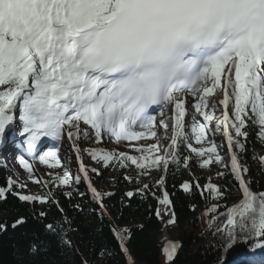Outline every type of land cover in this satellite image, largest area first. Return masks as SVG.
<instances>
[{
    "label": "snow or ice",
    "instance_id": "obj_1",
    "mask_svg": "<svg viewBox=\"0 0 264 264\" xmlns=\"http://www.w3.org/2000/svg\"><path fill=\"white\" fill-rule=\"evenodd\" d=\"M186 92L197 98L190 132L184 123ZM217 92L222 99L210 103L208 98ZM166 105L174 106L169 144L157 139L156 143L130 145L138 155L96 148L90 150L91 157L105 167L135 165L137 176H125L130 182L150 176L152 170L166 174L170 165L188 167L191 157L182 154L184 148L203 158L201 167L224 163L238 180L242 199L228 208L224 224L216 229L221 248L226 250L238 239L252 242L253 249L264 248V191L252 190L244 175L249 169L241 162L249 128H257L264 142V0H0V141L17 119L30 150L42 136L59 141L65 133L69 140L82 133L85 139L91 134L98 142L105 135L117 143L141 141L157 136L153 113ZM218 106H222L219 116L215 115ZM81 122L90 126L91 133L81 129ZM159 124L167 134L169 124L163 119ZM217 132L226 137L229 163L218 151ZM193 139L201 146L194 147ZM73 147L82 175L70 170L57 174L53 186L70 187L85 180L92 199L104 210L105 193L89 178L80 148ZM39 158L44 163L49 158L60 163L56 149ZM19 159L32 173L29 160L23 155ZM259 160L264 163V154ZM91 171L100 175L96 168ZM30 178L36 184H48ZM17 183L9 178L7 187H0V199H6ZM156 186L163 189V175ZM194 186L201 189V195L207 189L213 199L224 198L220 186L211 182L203 188L198 182L181 185L185 192ZM137 191L156 196L147 183ZM13 194L41 206L59 204L51 189L42 194ZM65 194L72 196V192ZM135 194L128 191L125 195ZM156 198L161 205L172 204L167 190ZM218 208L219 204H213L209 211ZM38 216L47 220L48 213L42 210ZM156 216L162 217L160 209ZM25 222L21 216L11 226ZM175 222L173 211L168 223ZM74 224L62 217L59 222L45 223L44 228L75 252L71 239L61 235ZM6 227L0 224V231ZM128 232L113 230L125 253L123 241ZM40 246L37 238L32 251ZM178 247L172 243L164 249L168 261ZM80 264L89 261L80 259Z\"/></svg>",
    "mask_w": 264,
    "mask_h": 264
},
{
    "label": "trees",
    "instance_id": "obj_2",
    "mask_svg": "<svg viewBox=\"0 0 264 264\" xmlns=\"http://www.w3.org/2000/svg\"><path fill=\"white\" fill-rule=\"evenodd\" d=\"M245 143L246 151L241 153V162L249 169L245 179L250 181L252 190L264 191V163L259 160L264 154V142L258 136L257 128H249ZM182 154L189 156L187 148L183 149ZM98 163L102 168L100 175L94 173L98 184L109 183L111 186L110 191L103 192L104 210L92 199L83 180L65 188L52 186L51 192L59 201L58 205L51 203L41 206L22 201L13 193L26 192L16 186L6 194V199H0V224L7 226L6 230L0 231V264H80V259L84 257L79 255L73 241L75 252L44 228L45 223L59 222L62 217L74 220L75 224L61 235L64 239H71L70 235H74L75 241L88 256L89 264H162L164 252L158 236L163 232L164 224L156 216V210L161 205L156 197L162 198L164 190L172 200L171 213L174 211L176 216L173 225L182 229L177 242L179 247L169 264H240L248 258L261 263L259 255L264 248L253 249L252 242L248 240L238 239L228 250L221 248V235L216 229L224 224L228 208L240 197L239 182L232 172L222 176L224 198L213 199L207 189H204L203 195L201 189L195 186L190 192L183 190L181 185L184 182L193 185L198 182L201 188L210 182L201 174L184 179L186 172L183 164L171 165L161 189L151 178L135 182L126 180V175L133 176L129 168L119 164L105 167L100 161ZM9 178L10 172L0 164V187L6 188ZM144 183L149 185L151 192H155V197L137 191ZM128 191L136 194L127 198L125 194ZM235 191L239 194H234ZM66 192H72V196H67ZM213 204H219L215 212L209 211ZM204 207L207 210L199 213ZM42 210L48 213L47 220L39 218L38 213ZM21 216L26 218V222L13 228L12 223ZM213 217H216L215 221ZM121 229L129 230L123 241L127 253L113 234V230ZM37 238L41 246L33 252L31 245Z\"/></svg>",
    "mask_w": 264,
    "mask_h": 264
},
{
    "label": "rangeland",
    "instance_id": "obj_3",
    "mask_svg": "<svg viewBox=\"0 0 264 264\" xmlns=\"http://www.w3.org/2000/svg\"><path fill=\"white\" fill-rule=\"evenodd\" d=\"M223 83V81H222ZM188 98L189 100H194L195 97L193 95H189ZM193 103V102H192ZM191 101L189 102V109H190V114L188 116L187 121L185 122L186 126V131L190 132V124H191V115L194 114L192 112V104ZM164 113L159 114V119L157 120V124H155L154 130L157 133V136L150 141H145L141 140L140 142H133L129 143L126 141H120L117 143L114 138H109L106 135L103 136L102 139L97 141V139L93 135H89L87 139L83 137V134L81 133L80 138L74 139V140H69L66 136V133L64 135V139L62 140V143L59 146L60 154H61V160L59 164L56 163L55 159L49 158L48 163H44L40 159L35 160L34 166L35 169H33L32 173H29L28 171H25L26 176L23 177L22 172L18 173V175H14L12 179L17 181V185L19 186L20 184L26 185L24 189L28 192V194H42L45 192H48L47 187L53 184L55 175H63L65 171H71L73 175L76 174H81L79 173V165H80V159L77 157V153L73 145L75 144L77 147L80 148V157L83 159V163L85 164L86 168L89 169V177L91 178L93 184L97 187L98 190H101L102 192H107L111 190V186L109 183H106L105 185H100L97 182V178L93 175V172L91 171L92 168L98 169V171H101L100 166L98 165V161L93 159L90 155V150L91 149H96V148H103L105 150H110V151H124L127 152L129 155H138V153L135 151L133 147H130V145H136V144H141V143H156L157 139L160 140L161 144L167 145L170 143L169 137L171 136V129H172V122L174 118V106L173 105H168L167 108L163 111ZM217 114V112H215ZM163 119L165 122L169 124V129L167 130V134H165V130L160 126L159 121ZM198 119L200 122L203 123V121L200 119L198 116ZM189 128V130H187ZM81 129H87L89 133H91L90 126L87 125H82L81 124ZM66 136V137H65ZM219 140V149L218 151L220 154H222L223 160L224 159H229L230 162V150L227 148L226 145V138L224 137V143L220 142V138L216 136V142L218 143ZM222 140V138H221ZM95 141V142H94ZM193 146L194 147H200L201 145L197 144L195 140H192ZM204 146L207 148V142H205ZM264 149V148H263ZM237 151L239 149H236ZM189 152L192 156H194V163L188 167L185 168V175L184 179H187L191 175H198L201 174L203 176H206L209 181L213 184H216L220 186V188L223 186L222 182V176L226 173L229 172L231 173L230 168L225 167L224 163H219L215 164L212 163L208 167H201V161L203 158L197 157L195 153H191L190 149ZM226 156L227 158H224ZM206 158V157H204ZM58 159V157H57ZM225 163H228L224 161ZM14 168V167H12ZM128 168L132 169V173L134 176H137L138 169L136 168L135 165H131L129 163ZM218 173H223V175H218ZM17 174V173H16ZM164 176L165 173L158 171V170H152L150 176H142L139 178L141 181H146L148 179H153L154 181L158 180L161 176ZM30 177H36L38 178L41 182L43 181H48V184L45 185L44 183L36 184L34 180ZM20 187V186H19ZM56 187V186H55ZM89 190V189H88ZM89 193H91L89 191ZM234 194L238 195V191H235ZM241 198H237L236 202H238ZM164 207L161 206V208ZM160 208V211H161ZM202 211H206V208H204ZM199 210V212H202ZM162 217L160 218L161 221L164 224V230L163 232L158 236V241L163 245V259H162V264H169L170 261L167 260V253L164 251L166 247L169 246L167 244V241H173L174 243L177 244L178 238L182 234V229L177 228L173 224H169L168 220L171 219V210L170 207L168 206V213L166 214L165 211L161 212ZM71 240L76 246V249L79 253L83 254V257L85 260H88V256L85 254V252L81 249V247L78 245V243L74 239V235H70ZM261 257H264L263 254H260Z\"/></svg>",
    "mask_w": 264,
    "mask_h": 264
},
{
    "label": "bare ground",
    "instance_id": "obj_4",
    "mask_svg": "<svg viewBox=\"0 0 264 264\" xmlns=\"http://www.w3.org/2000/svg\"><path fill=\"white\" fill-rule=\"evenodd\" d=\"M202 95V93H201ZM209 102H213V101H217L219 99H222V96L219 94V92H217L216 94H214L213 96L209 97ZM197 102V98L196 100H193V105ZM194 109V108H193ZM194 112H195V109H194ZM216 112L217 116L221 115V112H222V106H218L217 109H216ZM217 134H220L219 132H217ZM221 138H222V141H224V136L221 135ZM226 138V137H225ZM13 150H16V149H13ZM224 161L228 162L229 163V159H224ZM168 206L170 207V205H164V207L161 208V212L165 211V209L167 208L168 209ZM170 210H171V207H170Z\"/></svg>",
    "mask_w": 264,
    "mask_h": 264
}]
</instances>
